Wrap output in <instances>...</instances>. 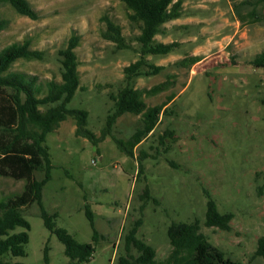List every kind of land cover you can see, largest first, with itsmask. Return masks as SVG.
Segmentation results:
<instances>
[{
    "label": "rangeland",
    "instance_id": "obj_1",
    "mask_svg": "<svg viewBox=\"0 0 264 264\" xmlns=\"http://www.w3.org/2000/svg\"><path fill=\"white\" fill-rule=\"evenodd\" d=\"M28 1L37 19L0 2V21L7 22L0 31V50L28 39L31 48L45 52L43 60L19 59L11 67L35 79L43 96L48 81L62 80L59 51L73 32L79 33L76 52L85 89L78 90L69 107L87 109L88 128L100 136L113 109L110 94L124 84L123 68L140 57L137 23L129 19L130 11L121 0ZM239 1L183 0L182 16L165 24L166 33L157 40L181 45L168 56L149 55L150 63L165 69L138 78L135 85L150 88L169 79L167 90L144 96L148 105L168 103V110L135 148V157L121 152L111 136L98 145L77 136L71 116L47 135L53 168L52 179L43 188V204L48 213H58L54 219L58 227L81 243H95L91 259L72 261L34 203L23 211L30 224L27 254L6 260L123 264L124 256L134 262L137 252L126 250V237L141 220L137 236L155 248L162 264L172 251L170 223L197 217L207 239L228 257L264 264L262 257L254 256L264 234V67L252 64L264 51V1L251 0L240 9L242 17L233 7ZM104 15L122 26L129 49H118L102 37ZM195 55L199 61L176 65L177 60ZM173 95L175 100L168 102ZM141 126V115L126 113L118 118L113 133L128 139ZM143 152L148 156L137 177ZM42 176L36 173L38 179ZM24 184L0 176V199L20 193ZM208 193L222 213H233L230 230L205 225ZM86 204L94 213L97 242Z\"/></svg>",
    "mask_w": 264,
    "mask_h": 264
},
{
    "label": "trees",
    "instance_id": "obj_2",
    "mask_svg": "<svg viewBox=\"0 0 264 264\" xmlns=\"http://www.w3.org/2000/svg\"><path fill=\"white\" fill-rule=\"evenodd\" d=\"M121 1L130 11L129 19L137 23L140 29L136 37L140 44V57L123 68L124 84L116 94H110L113 109L107 115L106 125L100 136L88 128L87 109L69 107L78 90L85 89L81 84L80 61L76 52L81 40L79 33L73 32L66 47L59 51L62 80L48 81L43 96H40L42 87L36 85L35 79L24 73L12 71L11 67L19 59L43 60L45 52L31 48L28 39L9 44L0 50V176L25 181L20 193L0 199V264H27L6 260V257L9 256L11 259V256L27 254L30 224L23 211L34 203L39 206V213L45 226L64 244L65 253L72 261L87 262L95 250V243H81L65 228L58 227L54 220L58 213H48L43 204V188L52 179L53 168L46 137L57 130L61 122L71 116L76 121L77 136L87 138L94 145L111 136L121 152L129 157H135V148L155 130L161 122V116L168 110L166 107L168 103L148 105L144 96L167 90L171 85L169 79L150 88L136 87L135 84L138 78L157 75L165 69L163 64L150 63L147 59L149 55L168 56L181 45L179 41H159L157 36L166 33V23L182 16L183 0ZM261 1L264 0L257 2ZM0 2L10 4L21 15L32 19L38 18L37 12L28 0ZM251 4V0H241L233 7L242 17L240 9ZM103 20L106 28L102 32V37L113 42L118 49H129L130 45L123 34L122 26L107 15L103 16ZM6 25V21H0V31ZM199 60L198 55L187 56L177 60L176 65L186 67ZM252 64L258 68L264 67V51L256 55ZM176 96L170 97L168 102L175 100ZM126 113L141 115L142 126L128 139H123L113 133V127L118 118ZM147 156L143 152L139 157L137 177L144 172L143 160ZM37 172L43 174L41 179L36 177ZM207 198L205 225L230 230L233 213H222L216 200L209 193ZM84 208L93 227L94 240L97 242L99 233L95 228L94 213L89 204ZM140 223L141 220L126 237V250L129 252L133 248L137 252L134 262L124 256L120 257V261L123 264H160L156 259L155 248L137 236ZM167 236L172 251L162 264H249L247 261L228 257L222 249L213 245L201 231L197 217L192 221L171 222ZM254 256L264 259V234L258 239ZM45 259L48 262V248L45 250Z\"/></svg>",
    "mask_w": 264,
    "mask_h": 264
},
{
    "label": "crops",
    "instance_id": "obj_3",
    "mask_svg": "<svg viewBox=\"0 0 264 264\" xmlns=\"http://www.w3.org/2000/svg\"><path fill=\"white\" fill-rule=\"evenodd\" d=\"M177 19H179V18H177ZM176 20V19H175ZM173 21V20H172ZM167 42V41H166Z\"/></svg>",
    "mask_w": 264,
    "mask_h": 264
}]
</instances>
